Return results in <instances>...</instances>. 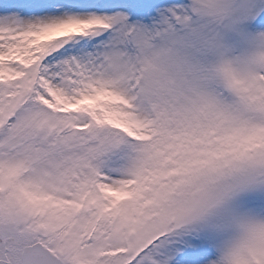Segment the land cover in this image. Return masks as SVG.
<instances>
[{
	"label": "snow or ice",
	"instance_id": "snow-or-ice-1",
	"mask_svg": "<svg viewBox=\"0 0 264 264\" xmlns=\"http://www.w3.org/2000/svg\"><path fill=\"white\" fill-rule=\"evenodd\" d=\"M0 264H264V0H0Z\"/></svg>",
	"mask_w": 264,
	"mask_h": 264
}]
</instances>
